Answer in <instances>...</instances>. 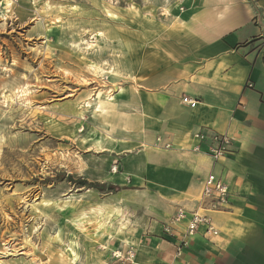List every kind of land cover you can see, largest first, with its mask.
Segmentation results:
<instances>
[{
	"label": "rangeland",
	"instance_id": "374dc122",
	"mask_svg": "<svg viewBox=\"0 0 264 264\" xmlns=\"http://www.w3.org/2000/svg\"><path fill=\"white\" fill-rule=\"evenodd\" d=\"M196 2L0 0V264L131 263L114 231L140 237L169 208L116 180L112 125L93 105H114Z\"/></svg>",
	"mask_w": 264,
	"mask_h": 264
},
{
	"label": "crops",
	"instance_id": "0c3cea01",
	"mask_svg": "<svg viewBox=\"0 0 264 264\" xmlns=\"http://www.w3.org/2000/svg\"><path fill=\"white\" fill-rule=\"evenodd\" d=\"M187 24L159 34L106 110L114 177L141 186L148 207L169 208L151 213L147 234H113L131 249L130 264H264V0H197ZM197 133L206 140L198 153ZM219 134L233 154L213 161L207 144ZM209 173L230 190L226 209L208 214L218 232L200 228L179 249L163 227L182 209L171 226L184 232Z\"/></svg>",
	"mask_w": 264,
	"mask_h": 264
},
{
	"label": "built area",
	"instance_id": "2783aa9c",
	"mask_svg": "<svg viewBox=\"0 0 264 264\" xmlns=\"http://www.w3.org/2000/svg\"><path fill=\"white\" fill-rule=\"evenodd\" d=\"M263 44H264V33H263ZM182 102L190 107L195 106V101L188 99L187 97L182 98ZM195 137L199 140V144L194 148L195 152H200L201 145L206 143L202 134L197 133ZM206 154L213 160L218 161L223 158H228L233 154L231 149V139L226 134L215 135L212 138V143L207 144ZM115 168V167H114ZM230 198V190L224 181L215 176L213 173H209L203 181L200 203L201 207L194 212H191L189 219L187 220L184 232H178L171 226L172 224L180 223L185 213L182 209L178 210L171 220L172 224L165 225L163 232L171 237L178 236L179 249L187 246L188 239L192 237L200 228H203L205 233L217 234V229L213 226L209 213L223 211L226 209ZM180 253H177V255ZM116 258L118 256L116 255ZM129 259V257L127 258ZM131 262V261H130Z\"/></svg>",
	"mask_w": 264,
	"mask_h": 264
},
{
	"label": "bare ground",
	"instance_id": "6f19581e",
	"mask_svg": "<svg viewBox=\"0 0 264 264\" xmlns=\"http://www.w3.org/2000/svg\"><path fill=\"white\" fill-rule=\"evenodd\" d=\"M111 101H112V98H106L105 101H102V102H96L94 105H93V109H94V113L95 114H102L103 117L105 114L103 113H106V110H109L110 108V104H111ZM88 105V104H87ZM92 107V106H91ZM111 110V109H110ZM116 231V230H115ZM117 233V231H116Z\"/></svg>",
	"mask_w": 264,
	"mask_h": 264
},
{
	"label": "trees",
	"instance_id": "16d2710c",
	"mask_svg": "<svg viewBox=\"0 0 264 264\" xmlns=\"http://www.w3.org/2000/svg\"><path fill=\"white\" fill-rule=\"evenodd\" d=\"M79 183H80L81 185H84V184H86V183H85V181H80ZM110 188L112 189L113 187H112V186H110Z\"/></svg>",
	"mask_w": 264,
	"mask_h": 264
}]
</instances>
